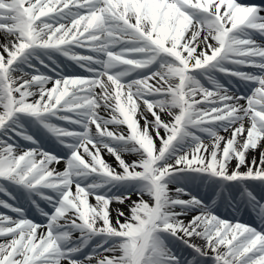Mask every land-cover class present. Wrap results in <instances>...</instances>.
Here are the masks:
<instances>
[{
    "label": "snow or ice",
    "instance_id": "snow-or-ice-1",
    "mask_svg": "<svg viewBox=\"0 0 264 264\" xmlns=\"http://www.w3.org/2000/svg\"><path fill=\"white\" fill-rule=\"evenodd\" d=\"M262 13L0 0V264H264Z\"/></svg>",
    "mask_w": 264,
    "mask_h": 264
},
{
    "label": "bare ground",
    "instance_id": "bare-ground-1",
    "mask_svg": "<svg viewBox=\"0 0 264 264\" xmlns=\"http://www.w3.org/2000/svg\"><path fill=\"white\" fill-rule=\"evenodd\" d=\"M3 41H4V36H3L2 33H0V42H3ZM164 118L167 119V117H164ZM253 154L256 155L257 157L259 156V152H258V151L255 152V153H253ZM124 158H125L128 162H131L132 160L136 159V157H135L134 155H129V154H126V155L124 156ZM250 158H251V157H249V159H250ZM105 159L107 160V162H109L110 164H112L113 166H115L116 162H115V160H114L113 157L108 156V155H105ZM234 164H235V162H233V165H234ZM61 166L64 167L63 162L61 163ZM193 191H195V189H193ZM132 199L135 200L136 197L133 196ZM92 202L94 203V201H92ZM111 207H112L113 209H115V208H121L122 210H124L125 212H127V206H126V205H120V204L113 203V204L111 205ZM197 242H199V241H197Z\"/></svg>",
    "mask_w": 264,
    "mask_h": 264
}]
</instances>
